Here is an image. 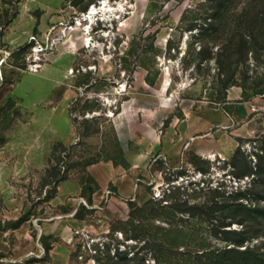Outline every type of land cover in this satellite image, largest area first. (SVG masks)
Returning <instances> with one entry per match:
<instances>
[{"label":"rangeland","instance_id":"374dc122","mask_svg":"<svg viewBox=\"0 0 264 264\" xmlns=\"http://www.w3.org/2000/svg\"><path fill=\"white\" fill-rule=\"evenodd\" d=\"M215 5L0 0V264H264V107L225 103ZM236 75L259 95L264 48Z\"/></svg>","mask_w":264,"mask_h":264},{"label":"trees","instance_id":"16d2710c","mask_svg":"<svg viewBox=\"0 0 264 264\" xmlns=\"http://www.w3.org/2000/svg\"><path fill=\"white\" fill-rule=\"evenodd\" d=\"M210 1V0H208ZM216 5L212 6V9L215 11L209 14L211 16V20L207 23L206 30H219L222 29L226 32V30L230 31L231 35L228 40H226V49H222L218 51L214 58L217 68L220 73L224 75V78L221 79V83L223 87L227 90L228 87L232 85L241 86L242 88V96L244 98H248L250 96H246V87L241 85L239 81V77L236 75L239 68L246 66L248 60V52L253 51L255 48H264V0H215ZM208 16V17H209ZM210 18V17H209ZM205 19V18H204ZM236 47V49H234ZM226 90L224 93V99L226 96ZM264 87L260 88L256 94H263ZM233 192L229 193L232 194ZM234 201L232 202V204ZM130 205L131 204L130 202ZM169 207L167 205H161L158 207H152L153 212L157 214V216H161V208ZM238 208L244 206L241 201H238L237 204L233 205ZM134 216H133V215ZM148 214H146L145 210L141 208H137L135 211H132L131 217L133 221L137 222L133 227L134 231H139L141 227H143L145 218ZM224 233H236L240 234L244 230H226L222 229ZM167 233H165L166 235ZM161 238L163 241H167V237ZM137 236V235H134ZM168 241L169 244H179L180 240ZM182 242L184 239L181 240ZM175 242V243H174ZM241 241H233L234 244H239ZM223 252H231L240 250H234L229 248H224ZM220 252V251H219ZM219 252L216 253V257L219 256ZM222 252V253H223Z\"/></svg>","mask_w":264,"mask_h":264},{"label":"crops","instance_id":"0c3cea01","mask_svg":"<svg viewBox=\"0 0 264 264\" xmlns=\"http://www.w3.org/2000/svg\"><path fill=\"white\" fill-rule=\"evenodd\" d=\"M225 103L234 104L233 108L238 113L250 112L251 110H255L256 104L264 107V93L244 98L240 87L230 86L226 90Z\"/></svg>","mask_w":264,"mask_h":264},{"label":"bare ground","instance_id":"6f19581e","mask_svg":"<svg viewBox=\"0 0 264 264\" xmlns=\"http://www.w3.org/2000/svg\"><path fill=\"white\" fill-rule=\"evenodd\" d=\"M106 5H107V4H106ZM93 12H95V11H94V7L91 8L90 15H91Z\"/></svg>","mask_w":264,"mask_h":264}]
</instances>
